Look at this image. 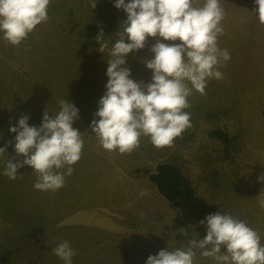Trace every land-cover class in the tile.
I'll return each mask as SVG.
<instances>
[{
  "label": "rangeland",
  "instance_id": "374dc122",
  "mask_svg": "<svg viewBox=\"0 0 264 264\" xmlns=\"http://www.w3.org/2000/svg\"><path fill=\"white\" fill-rule=\"evenodd\" d=\"M220 3L225 16L218 45L231 59L220 68L223 78L208 82L205 95L193 90L185 109L192 126L163 149L144 136L131 153L109 152L90 127L106 91L110 59L95 38L102 31L111 47L127 19L115 0H97L94 9L91 0H51L47 22L19 46L0 33V147L6 148L0 156V264H64L52 249L65 240L76 253L72 264H146L160 250L203 239L206 221H200L217 212L247 221L264 245V208L257 203L258 195L264 197L258 180L264 173V25L255 0ZM203 4L195 0L196 7ZM154 43L149 37L144 49L128 55L133 80L151 82L144 61L153 58ZM64 99L79 109L73 127L84 140L65 186L35 189L37 176L27 165L9 179L6 162L24 159L15 153L10 128L24 116L29 126L40 127L44 113L55 116ZM212 131L226 134L228 143ZM163 163L191 181L194 198L173 206L159 194L149 175ZM194 251V264H218Z\"/></svg>",
  "mask_w": 264,
  "mask_h": 264
},
{
  "label": "clouds",
  "instance_id": "9594fccd",
  "mask_svg": "<svg viewBox=\"0 0 264 264\" xmlns=\"http://www.w3.org/2000/svg\"><path fill=\"white\" fill-rule=\"evenodd\" d=\"M50 3L0 0L3 39L19 46L38 25L47 22ZM96 4L97 0H91L90 7L94 9ZM255 5L258 20L264 25V0H255ZM114 6L122 9L127 19L123 30L115 33L118 38L111 47L102 31L95 38L99 51L107 50L110 59L106 91L93 114L91 130L99 146L109 152L131 153L140 147L144 136L157 149L172 147L174 140L192 126L191 114L185 111L191 107L188 97L193 90L205 95L208 82L222 79L220 68L231 59L229 51L218 45L224 31V8L220 0H204L200 7L195 6V0H115ZM149 37L155 38L150 49L153 58L144 63L152 78L144 84L130 78L126 64L128 55L144 49ZM79 118V109L67 99L60 101L55 116L46 111L38 128L29 126L27 116L20 118L10 131L16 133V155L24 159H9L4 175L15 180L17 170L27 165L36 173L35 189L57 191L64 187L65 177L72 175L71 166L81 159L84 147L81 132L73 127ZM5 152L6 148L0 147V156ZM258 180L264 182V173ZM257 203L264 208V197L258 195ZM205 221L203 239H190L187 248L160 250L150 255L146 264H194L195 249L218 264H264V245L247 221L220 212L207 215L200 224L205 225ZM181 233L187 235L183 229ZM52 251L64 264H72L76 255L66 240Z\"/></svg>",
  "mask_w": 264,
  "mask_h": 264
},
{
  "label": "trees",
  "instance_id": "16d2710c",
  "mask_svg": "<svg viewBox=\"0 0 264 264\" xmlns=\"http://www.w3.org/2000/svg\"><path fill=\"white\" fill-rule=\"evenodd\" d=\"M210 135L228 143V137L220 131H212ZM149 180L154 183L159 194L173 206H179L182 201L194 198L196 193L191 181L173 164L157 165L155 172L149 175Z\"/></svg>",
  "mask_w": 264,
  "mask_h": 264
}]
</instances>
